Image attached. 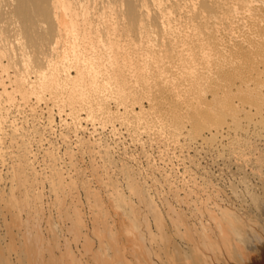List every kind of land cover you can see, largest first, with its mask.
I'll list each match as a JSON object with an SVG mask.
<instances>
[{
  "label": "bare ground",
  "instance_id": "obj_1",
  "mask_svg": "<svg viewBox=\"0 0 264 264\" xmlns=\"http://www.w3.org/2000/svg\"><path fill=\"white\" fill-rule=\"evenodd\" d=\"M41 62L46 66H40ZM134 81L133 88H126L127 82ZM114 88L116 91L110 92ZM55 114L62 125H72L75 130L83 128L82 123L92 124L91 132L104 128L115 114L128 127L131 119L140 115L137 119L144 122L140 126L135 123V133L177 143L179 137L168 129L176 132L187 125L190 134L184 137L195 144L231 132L248 134L250 124L264 128V0H0V201L5 202L6 214H11V221L2 215L4 225L9 230L14 224L18 227L19 233L10 234V239L18 249L19 264H172L173 257L176 264H214L223 252L235 264H264V240L259 245L254 238L261 239L254 234L258 222L253 225L237 213L219 208L208 213L217 224L214 231L202 221L200 228L193 230V224H186L189 229L184 230L186 216L174 215V207L170 209L169 230L187 240L190 252L178 247L166 231L168 217L149 192L140 190L139 184L125 175L129 171L123 163L118 166L119 175L127 179L128 194L113 178L111 170L117 166L114 152L101 136L95 146L99 147L96 158L103 164L96 168L98 172L104 168L98 177L114 209L108 217L115 219L117 232L110 224L99 223L98 216L95 222L93 216V226L86 225V216L73 206L68 213L63 209L66 214L61 217L68 222L60 224L62 227L53 226L57 220H47L45 227L38 224L40 229L32 225L33 236V229L28 232L31 225L25 221L24 226L20 214L26 211L29 217L31 204L45 195L37 187L42 174H37L30 156L19 151L18 140L25 134L17 121L36 122L46 117L52 130ZM7 131L13 135L9 144ZM249 157L236 160L247 167L252 162ZM58 159L44 163L45 168L50 166V175L44 174V178L55 196L56 208L64 204L60 192L67 194L69 189L74 193L78 180L70 176L71 182L65 183L66 171ZM256 162L257 169L264 167L261 158ZM257 169L251 173L264 185V171ZM245 182L241 183L246 189ZM134 196L143 206L134 204ZM252 201L262 213L264 200L253 195ZM198 214L194 217L200 218ZM121 238L127 248L121 246ZM171 242L176 247L169 258ZM2 249L0 264H14Z\"/></svg>",
  "mask_w": 264,
  "mask_h": 264
},
{
  "label": "rangeland",
  "instance_id": "obj_2",
  "mask_svg": "<svg viewBox=\"0 0 264 264\" xmlns=\"http://www.w3.org/2000/svg\"><path fill=\"white\" fill-rule=\"evenodd\" d=\"M42 63L44 62H41L40 66L42 65L43 67L44 65ZM127 84L128 85L126 86V88H133L134 85L137 84V82L136 81L127 82ZM116 89L114 88L112 89L113 91H110V92H115ZM109 98L111 99L112 97H109ZM111 106L113 105L111 104ZM55 115L56 116H54V119H53L54 121L53 123L55 124H53L52 130H50L49 127L47 126L48 120L46 117L44 118L40 117V119L36 122L30 121V120L29 122H22V120L17 121V125L19 128H21V132L25 134L23 140L21 139L18 140V145L20 147L19 151L21 150V152L23 153V156L24 155H26V157L30 156L31 161H33L32 165L34 164L33 166L37 167V168L35 167V171L39 175L42 174L41 177H43L44 179L42 180L40 176L38 177V179L40 180L37 179V181L39 182V183L37 182V187L40 188L39 189L40 193L45 195L44 199L35 200L33 202L34 204L33 203L31 204L33 206H31V212H30L29 217H26L27 216L26 211H22V213L20 214V216L22 215L21 217L23 219V224H25L24 226H26L25 221H28V223L31 225V226H28L30 228V229L28 228V232L31 229H33L30 232L33 234V236H34V232L36 231H34V228H32V225L36 227L38 226L37 228H39L38 224L42 223L43 225L41 226L45 227V225H47L48 223L47 220L50 221L52 219L50 221L51 223H53L52 221L55 222L57 220L55 223H53L54 224L53 226H55L56 224L57 226L58 225L61 226L60 224L65 223L66 221L61 216H64L66 213L73 211L72 210L73 206L79 209L80 214L86 216V217L83 216V218L85 217L84 222L86 225H89L90 227L93 226L92 218L95 217L94 218V222H95V219L100 217L97 219V221L100 220L99 223H101L102 221L103 224L105 223L104 225L110 224L109 226H111V228L115 230V232H117L118 230L116 226L117 224L116 222H113L115 219H111V216L114 213L113 211L114 209L112 208V205L110 204L111 201L109 200L107 196L108 193H106L105 191L106 189H104V182L100 180L101 179L100 176L98 177L99 173L104 172L103 170L104 168H101V170L98 172L97 168L103 163L101 161L99 162L100 160L99 157L96 158V155H99L96 153L99 147L95 146V142H96V139L99 136H101L104 142L106 144H109V146L111 147V150H113L114 152L113 153L114 161H116L117 166L112 168L111 175L114 173L112 175L113 178L116 181H118V183L123 188V191L125 190L124 191L126 192L125 194H128V189H125L126 185L124 183V181H126L127 179L125 176H123L124 174L119 175V167L121 166L120 164L122 163L125 165L126 169H128L129 171V173L125 175L130 176L133 183L137 182V184H139L140 186L139 188L140 190L143 189L144 192L145 191L149 192V194L152 196V198L156 202L159 210L162 212V214H164V217H168V218H165V220L168 219L166 220V222L168 221L167 222L168 224H170L169 218L172 217L169 214V210L173 209L174 207V209L172 210V213L174 215L186 216L185 220L183 221V223H185L183 224L184 230L189 229L187 228L190 226L189 224H193V226L191 227L193 228V230H196L197 228L201 227L202 225L201 221H202L203 224H206V226L209 225L208 228L213 229L212 231H214V230H217L216 229L217 224L215 220H213L212 217L208 213L216 212L217 208H219L220 210H227L229 212H235L241 217L245 218L248 223H251L253 225L258 222L260 226L256 228L254 234L256 235L259 234L261 236V239L259 237L258 238L254 237V238L258 240L256 241L257 243H259L261 240H264V210L261 213L260 206L257 207V205H255L252 201L253 195L258 196V198H260L261 200H264V185H261L262 182L260 181L259 177L251 173V172H255V170L259 166V163L256 162V160L259 158H261L262 161L264 160L263 159L264 158V128H260V127L255 128L256 126L254 127L253 124H250L248 127V130H249L248 134L241 133L240 135L238 134L237 136L232 132L228 135H226L227 133H225L226 136L224 138L216 137L217 140L212 138V140L209 139L210 141L207 140L208 141V142L206 141L207 143L206 142L202 143L201 141H199L198 143H195V144L194 142L187 141L184 137L185 134H190L187 125L186 127H182L183 130H179L176 132L171 131L170 130L171 128L168 129L167 131L168 133H171V134L175 133L176 134L175 136L179 137L178 138L179 142L177 143L175 141L172 142L168 139L164 140L162 137H159L158 135L149 138L146 134H145L146 136H144V135L135 133L134 132L135 129L136 130L138 129V128H135L136 127L135 123L139 124L140 126V125H143V122H144L143 120L137 119V116H140V115H137V116L135 115L131 119L132 122L129 125L130 127H128L126 124H122L120 120H117L118 118H115L117 116L115 114L111 118L112 120H110L109 122L107 120L104 128L100 130L98 129V131L96 130L95 132H91L94 128H93V125L89 123H82L83 128L77 129V130H75V128H72L73 127L72 125H71L72 127L69 125L71 128H68L69 126L62 125L61 117L57 114ZM82 116L85 117V114H83ZM70 120L71 119H68L67 122L70 123L71 122ZM154 121H156L155 124H158V125L163 123V121H159V122L157 120H154ZM244 124L246 125L247 123L244 122ZM86 126L87 128H84ZM67 128L69 129V131ZM102 130H104L103 133H102ZM140 131H142V129H140ZM7 132L9 133V138L6 144H9L10 142L8 141L12 139L13 135L11 136L10 135L11 132L9 131ZM234 136H236L238 140L236 137L234 138ZM170 139H173V138H170ZM212 141H215L216 143ZM235 141L236 142L241 141L239 142L241 144L238 143L239 144L238 145L237 143H235ZM53 147H54V150H53ZM5 150L6 149H4V151ZM50 150L53 151V153L51 152L49 153ZM231 153L233 154L235 153V154L233 155ZM47 154H48V157H47ZM52 154L55 155V157L53 156L49 159V157L52 156ZM68 156L70 157V159ZM235 156L237 158H240V157L244 158V159L240 158V161H244L250 156L249 158H252L251 159L252 162L250 163L249 161L250 165L247 164V167L246 165L245 166L242 165L243 167H241L240 166L241 162L236 160ZM20 158H22V156ZM45 158L46 160H50V162L49 161L47 162ZM52 158L53 160L59 158L58 162L60 160L63 161V162L60 161L59 166L63 165L62 169L66 171L65 172V176H66L65 183L66 184L69 183V181L71 182L70 176L72 178L74 177L75 180L78 177L77 178L78 180H76L75 182L76 184L75 188L73 189L74 193L71 194L70 193L71 191L69 189H67V191H69V193L67 194L64 192H60L62 194L64 193L63 194L64 196L62 194L61 195L59 194L60 198L64 197V199L62 198L64 204L62 203L60 206H58L59 210L58 208H56L57 206L54 205L56 204V200L54 199L55 196L50 194L49 183H47V180L44 178V174L50 175V166L46 168L44 166H47L51 163L53 164V160H51ZM44 163L47 165H45ZM74 163H76L77 166L74 167L75 165ZM255 163H257L256 166H254ZM42 168H43V172H42ZM260 168H262L264 171V167L262 166V167H259V169H257L256 172L261 171ZM68 169L71 170V171L69 170L71 172L69 176H67L69 173ZM78 169L80 171H78ZM95 170H97V172ZM79 172L81 173L80 177L79 175L77 176V173L79 174ZM72 174H75V176L74 175L72 176ZM94 175L97 177H95ZM124 177L125 179H123ZM87 179L90 180L89 181L90 183L87 181ZM244 179L246 180V182ZM98 180H100L99 181L100 183H98ZM242 180L246 184H248L247 185L248 187L246 189H245L246 186L243 183H241ZM101 181L103 183H101ZM43 182L45 183L43 184ZM81 184L85 186L87 185V186L85 187ZM89 186H90V189H89ZM87 187L88 189L85 190L84 188H87ZM101 187H103L104 192H102ZM90 190H92L93 193L90 192ZM75 194L77 195V197H75ZM66 195L68 199L66 198ZM95 195H98L99 198H97L98 196L96 197ZM86 196H88V198ZM72 197H73V201L71 200ZM53 199L55 202L53 201ZM102 199L104 202L102 201ZM51 201H52V204H51ZM133 201L136 206L137 205L143 206V203L140 202L138 196H134ZM1 203H0V249H2V247H5L4 250L3 249L2 250L5 251L4 253L8 257V259L12 260V262L14 261V264H17V263L19 264V262L16 259L18 249L13 247V245L11 244V239H10V234L12 236V234L14 235L16 233H19V231L17 230L18 227L16 226L17 224H14L16 228L13 227L12 225L9 230V227L7 228V226L4 225V222L2 221L4 220L2 215L4 214L7 215L6 216L7 218L5 217L6 218L5 221L6 220L11 221V216H10L11 214H8V213L6 214L5 211L7 210V208H6V205H4L5 202L4 203L1 202ZM97 204L100 207L99 206L97 207ZM64 206L66 208H70V207L71 208L65 209ZM165 207H167L168 210ZM63 209L66 210L67 212L65 211L66 213L65 212L63 213ZM41 210H42V213H41ZM57 211H60L61 213L59 212L58 214ZM182 212L183 214H181ZM198 213L200 214V218L194 217L195 214H198ZM109 214L111 215L110 217H108ZM102 215L104 216V218ZM187 215L188 216L190 215V216L188 217ZM42 216L46 218H41ZM41 219L44 222L39 221ZM186 219L189 221H187ZM67 222L68 221H66V223ZM186 224H187V227H186ZM169 229H172L171 224L168 227V229H166V231L168 230L167 231L168 233L171 231ZM24 230L25 229L23 228V231ZM8 231H11V232L8 233ZM32 234L30 235L31 237H32ZM49 234L50 232H46V235L49 236ZM169 235L171 239L173 238L172 242L174 243L176 242L178 247H181L182 249H184L185 252L186 251L190 252L189 250L190 247L187 243V240L180 239L178 236H176V234L173 231L170 232ZM187 235H189V231ZM18 237L19 236H17V238ZM122 238L120 240V244L121 246H124L127 248L128 244L125 240H123L124 238L123 239ZM172 242L170 243V245H168V249H167V252H168L167 255L169 258L173 256L171 252L176 247V245H174V243ZM17 243H19V240L17 241ZM124 243L125 245H122ZM249 243H251V241H249ZM260 244L262 243H259V245ZM12 247H13V250H12ZM73 249L75 250V246L73 247ZM78 253H80L79 250H77V254ZM125 256L128 259L130 258V254H128V250L125 252ZM173 258H172V264H176ZM157 261L158 263L160 262V260H157ZM214 264H235V262L229 258L227 253L223 252L220 258L214 261Z\"/></svg>",
  "mask_w": 264,
  "mask_h": 264
}]
</instances>
